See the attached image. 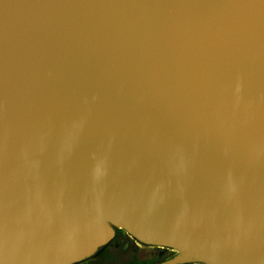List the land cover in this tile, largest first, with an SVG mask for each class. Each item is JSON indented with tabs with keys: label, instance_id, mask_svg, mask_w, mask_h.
Returning a JSON list of instances; mask_svg holds the SVG:
<instances>
[{
	"label": "water",
	"instance_id": "obj_1",
	"mask_svg": "<svg viewBox=\"0 0 264 264\" xmlns=\"http://www.w3.org/2000/svg\"><path fill=\"white\" fill-rule=\"evenodd\" d=\"M124 228L264 264V0H0V264Z\"/></svg>",
	"mask_w": 264,
	"mask_h": 264
},
{
	"label": "rangeland",
	"instance_id": "obj_2",
	"mask_svg": "<svg viewBox=\"0 0 264 264\" xmlns=\"http://www.w3.org/2000/svg\"><path fill=\"white\" fill-rule=\"evenodd\" d=\"M129 231L126 228L118 230L117 236L113 235L108 259L92 264H213L198 256V252L182 250L179 253L171 246L155 243L145 235Z\"/></svg>",
	"mask_w": 264,
	"mask_h": 264
},
{
	"label": "flooded vegetation",
	"instance_id": "obj_3",
	"mask_svg": "<svg viewBox=\"0 0 264 264\" xmlns=\"http://www.w3.org/2000/svg\"><path fill=\"white\" fill-rule=\"evenodd\" d=\"M160 253V252H159ZM162 253V252H161Z\"/></svg>",
	"mask_w": 264,
	"mask_h": 264
}]
</instances>
